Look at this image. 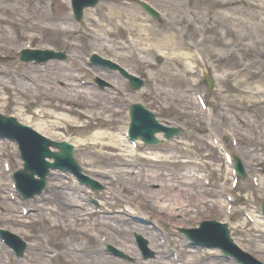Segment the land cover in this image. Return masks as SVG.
<instances>
[{
	"label": "rangeland",
	"instance_id": "1",
	"mask_svg": "<svg viewBox=\"0 0 264 264\" xmlns=\"http://www.w3.org/2000/svg\"><path fill=\"white\" fill-rule=\"evenodd\" d=\"M149 2L162 11L164 15L162 22L156 23L149 20L141 14L135 4L131 6L123 0H101L97 7L85 12L83 21L80 23L73 21L67 0H0V55H2L0 56V97L3 99L4 113L17 114L30 124L43 125L45 121L51 124L50 122L56 119L32 116L41 108L44 111H53L51 109L53 108V112L58 115L66 112L65 106L90 110L93 106H101L102 110H106V114L109 115L111 120L109 124L99 123L100 128L94 127L95 124H93L77 136L72 129L57 120L59 124L50 130L56 134L54 136L56 138L68 139L76 136L85 139L95 130L120 137L121 129L125 126L129 102L139 100L152 109L160 121L169 125L181 124L186 127L180 139L174 140L171 144L161 145L160 148L166 153L161 157L162 161L155 162V164H162L166 171L179 175V185L177 181H168L166 178L164 181L169 183L155 194V198L161 201V194L164 193L163 201L170 202L171 217L165 213L167 202L163 206L161 201L160 204H153L147 209L140 200L124 195L125 192L133 191L136 186L145 187V183L148 182L146 186L149 188L150 182L157 181L153 176L145 174L152 162L140 158L138 153L141 151L136 150L133 157L126 158L127 156L122 157L125 151L111 148L99 149V152L104 155H99V158L91 161L88 159L87 150L93 151V149L89 146L84 149H81L82 146H77L76 157L84 168L98 178L104 186L107 188L110 186L109 189L104 188L105 191L102 194H98L102 195L103 201L111 204L113 209V214H107L108 211H104L99 220L93 218L84 220L90 223L92 228L94 227L93 230H96L97 235L108 234L110 238L106 241L116 244L128 254L133 255L136 260L134 264L161 263L157 261L158 257L146 261L140 257L133 239V232L130 231V225L136 226L138 221H134L130 215L116 213V210L121 209L133 214L136 213L134 211L136 207L149 210L152 216L148 219L156 221L163 229L161 233L164 238H167L170 245L176 246L182 243L177 241L172 228L175 225H186V223L180 218L175 219L179 215L173 209L175 206L180 207V203L185 202L189 208L194 209V213L203 214L206 217H211L206 214L209 206L212 207L213 217H220L225 211L224 203L221 206L216 200L210 202L208 186H212L215 199L220 195L222 197L228 195L236 199L237 195L249 196L251 193V195L259 193L264 197V181L262 186L257 187L251 181V177L258 178L257 173L261 176L264 171V161L258 158L264 152L254 142L260 137V130H264V124L261 123L264 120V96L255 94L264 93V0H149ZM228 2H230L229 5H227ZM178 11H182L178 15L182 13L188 15L189 23L183 21L182 33L175 34L174 45L167 44L163 35L174 32L172 29H167L168 21H171ZM194 13L199 17L194 19ZM126 14H129L133 20L125 17ZM193 24L201 28L205 24L215 26L209 28L210 31L203 32L205 28H202L195 33L193 28L189 27ZM202 34L206 35L207 42L193 46ZM177 37L190 47L180 45ZM257 38L262 42L261 46L257 45ZM27 44L39 48L53 46L65 49L69 57L67 60L52 61L45 65L19 63L15 52ZM91 51L110 57L131 72L144 76L146 78L144 87L139 91L130 92L125 81L116 73L106 69L105 71L96 69L98 67L89 69L83 60ZM182 53H190L188 54L190 56L183 57ZM156 56L161 57L160 62L155 60ZM203 69H208L213 76L211 89H208L201 81L200 72ZM21 73L27 76L25 78L33 86H30L29 93L15 87L10 80ZM93 73L111 81L114 84L113 89L99 91L88 86V88H81L74 81L75 74L81 79L90 80ZM63 81L76 83V86L71 87L75 91L93 92L96 97L88 93L73 96L62 86ZM2 84H9V86L3 87ZM38 85L48 86L52 88V92L54 88L57 89L55 92L66 93L64 101L57 102V98L53 100L46 97L44 95L46 92L37 91ZM196 93L209 94L212 107L209 109V114L201 110L196 103L194 99ZM92 98H96V104H87V100L93 101ZM46 100L50 101L46 102ZM35 101H45L47 104L42 107ZM55 104H58L59 108H55ZM19 112L21 114H18ZM66 116L75 117L71 113ZM225 131H228L226 136ZM213 135L223 139L225 146L231 153L242 159L246 168L247 174L235 189L229 186V168L223 165L219 146H210ZM108 140L111 139L105 138L102 141ZM256 146L258 151L254 148ZM4 161L9 163L12 170L20 166L11 143L0 145V227L13 228L28 241L23 256L25 262L38 261L34 257L35 250L41 257L45 255L43 250L47 247L52 249L47 246L48 236L51 244L55 245L56 243H53L58 237L55 231L59 230L61 235L66 236L64 242L66 239L67 250L70 249L73 252L72 249H74L73 254L79 256L78 262L67 261V264H129L106 255L102 250L97 255V249L100 247L97 240L90 239L86 243L87 239L80 231L84 229L83 218L69 220L62 218L60 212L56 214L55 222L57 223L50 226L51 230L55 229L53 234H48L51 230L48 231L47 223L45 225L39 221L40 214L35 216L34 222L33 216L23 214L21 205L28 209L30 200L22 202L11 198L10 177L7 172L2 173ZM158 170L154 169L156 173ZM100 171L110 173L114 177L113 186L109 184V180H105L107 176L100 177ZM207 180L208 185L205 184ZM69 187L72 191H67V194L74 196L73 190L78 189L76 184L70 180ZM108 190L111 193L106 197L105 192L107 193ZM169 190H175L180 197L170 196ZM119 196L124 197L125 200H118ZM61 197L66 200L65 194ZM239 213L238 209L237 214ZM59 216L61 219H58ZM139 216L144 219V216ZM102 219L107 222V225H101ZM196 219L190 217L187 222H193ZM164 222H168L167 225H164ZM69 227L74 230H69ZM114 228L121 231L117 232ZM261 235L264 237V234ZM89 249L91 252L88 251ZM182 253L184 256V252ZM198 255L196 253L195 258ZM206 255L205 259L198 258L199 264L204 261L217 262L213 256L208 253ZM0 264H21V261L13 258L10 252L0 244Z\"/></svg>",
	"mask_w": 264,
	"mask_h": 264
},
{
	"label": "bare ground",
	"instance_id": "2",
	"mask_svg": "<svg viewBox=\"0 0 264 264\" xmlns=\"http://www.w3.org/2000/svg\"><path fill=\"white\" fill-rule=\"evenodd\" d=\"M125 17H127L128 19H131V20H133L131 17H129V14L127 15L126 14V16ZM136 21V20H135ZM134 21V22H135ZM176 23H177V21H176ZM135 27H137L138 28V26H135ZM141 27H139V29H140ZM163 36H165V42L167 43V44H169V43H171V44H173L174 45V36H175V32H172V33H169V34H165V35H163ZM164 42V43H165ZM177 47H180L179 45H176ZM185 53H183L182 55L183 56H186V55H184ZM64 82V81H63ZM62 86H64L65 88H66V90H68V91H70L71 92V94H74V95H78L79 93L77 92V91H75V90H73L71 87H73V83H71V82H64V84L62 83ZM20 88L21 89H23L24 91H28L29 90V88H30V85L28 84V83H26L25 81H22V83L20 84ZM69 88V89H68ZM67 92V91H66ZM63 93V92H62ZM258 94H261V95H264V93H258ZM55 107H59V105L58 104H56L55 105ZM70 111H72L71 109H67V112H70ZM91 112H90V115H89V119L90 118H94V117H98V116H100L101 115V112L99 111V110H96V109H93V110H90ZM76 115H77V117H81V116H84V112L83 111H79V112H76ZM45 123H47L46 121H45ZM82 126V125H81ZM83 132L84 130H80V129H78V132ZM90 137H92V138H98V139H100L101 138V140H103V139H105V138H107V139H111V140H114L115 142L116 141H119L120 140V137L118 136V135H113L112 133H109V132H105V131H98V130H95L93 133H92V135L90 136ZM261 138V137H260ZM260 140H262V139H260ZM79 142H80V140H78ZM259 141V140H258ZM120 142H122L123 143V141L122 140H120ZM81 143V142H80ZM90 143H92L93 145H98L100 148H102L103 147V144L102 143H100L99 141H94V142H90ZM260 147H259V149L261 150V151H263L264 152V143H261L260 145H259ZM257 151H258V146H256V147H254ZM88 152H89V155H88V159L89 160H91V161H94V160H96L97 158H99V155L100 156H103L104 154H102V153H100L99 151H97V150H95V149H93V151L91 150V151H89V150H87ZM153 157H156V155H154ZM150 184H153V181L152 182H150ZM170 196H178V198L180 197V195L178 194H176L175 193V191L174 190H171V193H170ZM69 199H74V198H70L69 197ZM71 213V212H70ZM72 214V213H71ZM256 218H257V220H255L256 222H262V220L258 217V216H255ZM69 218H72V217H69ZM85 225H86V227H85ZM88 225H90V223H88V222H85L84 223V229H83V234H84V236L85 237H87V238H89V239H92V238H94L95 236H96V233H95V231L94 230H90V228H88L89 226ZM88 226V227H87ZM56 227V226H55ZM148 229L150 230V232H145V234H147L148 235V237L150 238V240L149 241H152V242H154V243H156L157 244V246H158V249L160 250V251H162V249L164 250V251H166V249H165V247L163 246V243H161L160 241H158L157 239H158V235H157V233L154 231V232H152V229H155L153 226H148ZM187 250H186V263H189V261H190V257H191V251H193V249H192V247H190L189 245H187V248H186Z\"/></svg>",
	"mask_w": 264,
	"mask_h": 264
}]
</instances>
